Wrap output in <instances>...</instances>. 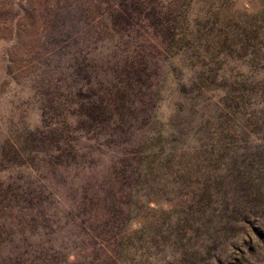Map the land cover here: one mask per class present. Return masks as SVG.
I'll list each match as a JSON object with an SVG mask.
<instances>
[{
  "label": "rangeland",
  "instance_id": "374dc122",
  "mask_svg": "<svg viewBox=\"0 0 264 264\" xmlns=\"http://www.w3.org/2000/svg\"><path fill=\"white\" fill-rule=\"evenodd\" d=\"M0 264H264V0H0Z\"/></svg>",
  "mask_w": 264,
  "mask_h": 264
}]
</instances>
